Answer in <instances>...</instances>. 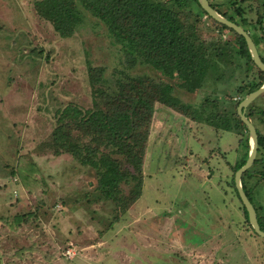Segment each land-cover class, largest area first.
Returning <instances> with one entry per match:
<instances>
[{"label":"rangeland","instance_id":"rangeland-1","mask_svg":"<svg viewBox=\"0 0 264 264\" xmlns=\"http://www.w3.org/2000/svg\"><path fill=\"white\" fill-rule=\"evenodd\" d=\"M36 1L0 0L2 263L264 264V237L246 223L232 183L241 136L236 130L157 104L142 195L118 219L114 204L99 197L94 171L48 147L58 106L93 105L89 67H103L111 87L124 75L167 79L143 62L128 63L105 25L87 11L75 33L61 37L38 14ZM211 1L222 10L233 7L231 0ZM244 5L251 9L249 20L261 27L264 0ZM200 32L208 41L231 34L207 17ZM259 50L264 54V45ZM245 66L247 77L255 75ZM214 74L209 69L195 92L177 86L176 94L192 107L209 98L219 105L216 112L237 109L236 87L246 79L245 67L234 63L230 75ZM252 107L250 120L264 134V92ZM247 184L264 216V179L247 178Z\"/></svg>","mask_w":264,"mask_h":264},{"label":"trees","instance_id":"trees-1","mask_svg":"<svg viewBox=\"0 0 264 264\" xmlns=\"http://www.w3.org/2000/svg\"><path fill=\"white\" fill-rule=\"evenodd\" d=\"M209 1L221 14L242 25L256 45L258 42V50L264 45L263 16L258 17L261 26L258 28L248 18L251 9L244 5L246 0H231L233 7L227 10ZM35 6L61 37H71L85 12L91 13L105 25L113 43L121 46L128 63L143 62L167 79L148 74L124 75L117 77L111 87L103 77V67H89L93 105L64 103L54 110V129L48 147L55 154L69 153L79 164L94 171L99 197L114 204L115 219L142 195L144 159L157 104L175 109L193 121L208 122L217 129L236 130L241 136L233 170L236 172L246 162L250 151L249 130L236 107L216 112L219 105L209 98L200 108L192 107L176 94L177 86L188 92L200 89L209 69L217 78L231 73L234 63L246 70V79L236 87L239 94L236 104L264 84V71L255 64L244 36L209 16L199 0H38ZM205 17L219 29L231 32L230 37L225 38L221 33L218 39L208 41L200 32ZM257 29L262 32L258 33ZM259 53L264 61L263 52L259 50ZM245 65L252 66L255 75L247 77L249 70ZM210 103L212 111H208ZM248 108L246 115L251 118L256 111L252 103ZM206 113L207 118L203 117ZM257 132V157L241 179L251 201L252 187L248 186L247 178L264 179V134L258 128ZM232 183L246 223L257 234L249 222L234 177ZM255 209L264 230V216L256 206ZM0 264H3L1 258Z\"/></svg>","mask_w":264,"mask_h":264},{"label":"water","instance_id":"water-1","mask_svg":"<svg viewBox=\"0 0 264 264\" xmlns=\"http://www.w3.org/2000/svg\"><path fill=\"white\" fill-rule=\"evenodd\" d=\"M199 3L201 4L202 8L208 13L209 16H211L218 22L234 29L237 33L244 36L255 64L259 69L264 71V61L262 60L257 45L254 39L252 38V36L249 34V32L242 25L237 24L236 22L230 20L229 18L221 14L219 11H217L211 5L209 0H199ZM263 92H264V84L260 88L248 93L238 104L237 113L249 130L250 151L246 162L236 171L234 176L235 186L239 193L241 201L248 212L249 222L252 228L254 229V231L262 237H264V230L260 226L255 206L248 197L247 193L245 192L241 179L243 173L254 163L257 157L258 146H259L258 144L259 135L257 132V127L246 115V109Z\"/></svg>","mask_w":264,"mask_h":264}]
</instances>
